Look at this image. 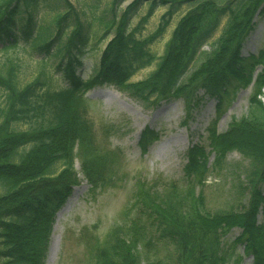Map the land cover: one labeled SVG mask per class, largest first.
I'll return each mask as SVG.
<instances>
[{"label": "trees", "instance_id": "16d2710c", "mask_svg": "<svg viewBox=\"0 0 264 264\" xmlns=\"http://www.w3.org/2000/svg\"><path fill=\"white\" fill-rule=\"evenodd\" d=\"M62 1L67 10L55 18L54 31L47 29L46 38L40 39L34 16L37 0H0V51L7 55L23 41L47 55L70 15L74 26L63 44L68 50L76 41L83 43L80 15L68 0ZM117 1L124 0H113ZM144 2L149 3L147 11L130 27L132 16ZM231 2L131 0L119 14H113L111 27L103 32L107 35L111 30L112 36L93 73L86 79L76 75L75 67L81 61L75 57L73 63L66 64L71 82L59 90L45 88L49 78L44 68L32 81L20 85L18 60L7 56L0 63V88L5 93L0 106V264H44L54 215L80 181L75 160L91 187L114 182L120 150L99 145L87 117L85 93L100 84L113 85L152 106L181 98L185 117L201 101L200 90L217 102L215 117L206 127V144H193L186 150L185 192L174 193L173 183L168 186L171 193L160 192L137 180L129 210L135 207L139 215L112 227L104 238L91 235L86 264H142L149 249L156 251L161 246L169 249L165 264H229L231 259L238 264L243 254L251 256L252 264H264V220L257 219L259 211L264 213V43L256 54H241L254 15H264V0ZM184 3L192 6L177 19L163 53L155 57L148 46L164 33ZM158 5L167 9L156 28L138 38ZM226 15L214 46L188 73L200 47ZM154 61L155 67L144 78L130 80ZM248 86L251 93L246 114L232 118L226 129L219 131L217 124L231 93ZM30 118L36 120H30L27 128L13 127V123ZM156 138L153 130H142L141 150ZM230 151L247 160L240 183L247 200L237 209L210 211L196 188ZM233 228H239L240 233L225 247L223 238ZM237 245L243 247V254L235 252ZM158 262L159 258L153 261Z\"/></svg>", "mask_w": 264, "mask_h": 264}, {"label": "rangeland", "instance_id": "374dc122", "mask_svg": "<svg viewBox=\"0 0 264 264\" xmlns=\"http://www.w3.org/2000/svg\"><path fill=\"white\" fill-rule=\"evenodd\" d=\"M80 15L84 31L81 34L83 43L76 44L67 50L63 42L73 25V16L70 15L65 22L60 39L56 41L49 53L34 49L30 42L20 41L16 50L7 55L0 51V63L7 56L13 57L19 63L18 82L24 85L32 81L44 68L49 80L45 88L59 90L68 86L71 76L67 62L73 63L78 58L82 63L76 65L75 74L82 78L90 76L98 64L101 50L111 37V30L107 35L103 32L111 27L113 14H119L131 1L124 0L114 3L113 0H68ZM219 5L229 1L234 5L235 0H214ZM149 3L144 2L132 16L130 27L134 26L139 17L145 14ZM192 6L191 3L182 4L172 15L164 33L148 46L149 50L159 57L165 48L177 19ZM167 6L158 5L154 8L143 29L137 33L138 38L150 34L157 26L161 14ZM67 10L62 0H37L34 16L38 20V34L40 39L46 38L47 29L53 32L54 21L58 14ZM227 15L223 16L219 25L209 38L202 44L200 50L190 64L188 73L193 70L214 46V42L221 34ZM264 43V15L256 13L253 17V27L242 43L241 54L247 57L256 52ZM156 61L144 67L131 76V81L144 78L154 67ZM116 91L118 97L126 103L125 107H119L112 101L110 95L101 97L99 91ZM261 100L264 104V89ZM251 86L237 89L231 93V100L227 103L224 113L218 121L219 131L226 129L232 118H239L248 110V98ZM4 91L0 88V106H3ZM202 95L199 104L193 108L189 117H185L184 102L181 98H170L160 101L157 105H149L141 100L131 97L127 92L118 90L110 84L95 85L85 93L87 98V117L93 124V131L99 145L110 149H119L121 161L117 174L113 177V183L106 186L91 187L80 173L78 161L74 167L79 172V183L73 186L70 194L58 209L65 207L74 187L77 194L70 199L69 206L62 212L56 222V213L53 224H56L55 234L59 235V244L55 257L47 259L48 247L53 232V224L50 230L44 264H86V244L91 235L104 238L108 231L116 226L129 223L138 213L135 207L129 210V205L135 200L137 180H142L145 185L155 186L160 192L171 193L168 186L173 183L176 187L174 193H184L187 187L183 175V166L186 163V150L193 144H206V127L215 117V105L217 100L199 91ZM138 121L135 122V118ZM36 118L23 119L13 123L15 129H25ZM39 120V119H38ZM108 127V130L106 129ZM151 129L157 134V138L150 142L144 151L141 150L138 141L142 130ZM212 160V157H210ZM247 160L237 151L226 154L225 160L219 168L207 174L201 187L196 188L202 192L205 205L210 211L219 209H237L247 200L246 192H241V180L243 169ZM264 194V187L262 188ZM57 210V211H58ZM56 211V212H57ZM144 215V213H143ZM258 221L264 220V213L259 211ZM240 233L239 228H233L223 238L224 246H228L232 239ZM57 243V242H56ZM235 252L243 254V247L237 245ZM169 249L157 247L149 249L146 260L142 264H154L156 258L159 264H165V256ZM229 264H233L231 262ZM238 264H252V258L243 254Z\"/></svg>", "mask_w": 264, "mask_h": 264}, {"label": "bare ground", "instance_id": "6f19581e", "mask_svg": "<svg viewBox=\"0 0 264 264\" xmlns=\"http://www.w3.org/2000/svg\"><path fill=\"white\" fill-rule=\"evenodd\" d=\"M100 94L101 97H106V95H110L111 100L117 102L119 107H125L126 108V103L125 101H123L121 98H119L118 96V92L110 90V91H99L98 92ZM138 121V117L135 118V122ZM77 189L76 187H74L73 191H72V195L69 197V200L67 201L65 207H63L62 209L58 210L56 212V222L59 220L60 216L62 215V212L69 206V202L70 199L72 198V196L77 194ZM56 231V224H53V232L51 234V239H50V243H49V247H48V255H47V259H53L56 255L57 252V248H58V244H59V235H56L55 232ZM57 242V243H56Z\"/></svg>", "mask_w": 264, "mask_h": 264}]
</instances>
